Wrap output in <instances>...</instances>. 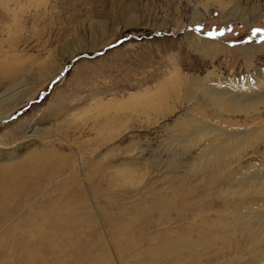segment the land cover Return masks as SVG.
<instances>
[{
    "label": "rangeland",
    "instance_id": "obj_1",
    "mask_svg": "<svg viewBox=\"0 0 264 264\" xmlns=\"http://www.w3.org/2000/svg\"><path fill=\"white\" fill-rule=\"evenodd\" d=\"M220 1L0 0V87L21 81L16 109L0 121V138L12 126L23 130L29 120L34 122L31 126L62 128L63 137L82 156L85 172L93 158L108 152L97 174L85 173L88 183L100 176L110 184L93 194L83 210H89L88 215L97 211L100 215L95 213L93 220L104 226L102 212L112 209L106 196L118 206L122 193L127 198L143 188L141 195L146 198L154 190L151 195L171 193L166 183L177 181L175 174L168 165L155 168L151 162L176 153L183 164L185 151L168 150L163 139L185 132L190 115L227 128L205 114L201 107L205 100H200L197 110L194 99L184 100L186 84L204 81L208 75L216 78L212 85L223 86L227 79L235 87L246 70L255 67L264 73V43L258 42L259 34L251 35L254 28L264 29V0ZM254 6L263 16L251 22L252 17L245 16L253 13ZM234 7L242 10V17L232 12ZM198 25L203 31H194ZM213 29L224 30L225 35L209 38L206 33ZM236 48L254 49L246 60L250 67ZM51 113H59V121L53 123ZM233 119L243 121L240 115ZM11 147L0 145V159ZM56 148L68 157L73 154L62 144ZM92 150L97 155L89 157ZM248 161L256 170L264 168L256 154ZM170 163L178 164L179 176L184 164ZM63 172L65 189L76 193L78 188L68 181L80 174L75 176L71 169ZM239 245L244 247L241 241ZM239 254L247 256L245 251ZM259 258L256 262L264 264ZM206 263L217 264L215 259L200 264Z\"/></svg>",
    "mask_w": 264,
    "mask_h": 264
},
{
    "label": "bare ground",
    "instance_id": "obj_2",
    "mask_svg": "<svg viewBox=\"0 0 264 264\" xmlns=\"http://www.w3.org/2000/svg\"><path fill=\"white\" fill-rule=\"evenodd\" d=\"M256 9L245 16L252 17L251 22L263 16ZM232 12L239 17L244 14L237 7ZM234 50L250 67L246 60L254 49ZM207 76L186 84L184 100L194 99L196 110L200 100H205L201 106L205 114L227 128L187 116L185 132L163 139L168 150L185 151L184 165L176 153L151 162L155 168L164 163L175 174L178 180L166 183L171 193L151 195L154 190L148 198L141 195L145 188L132 198L122 193L118 206L106 196L112 209L102 212L105 226L93 220L97 211L88 215L89 210H83L93 194L110 185L100 176L88 183L85 176L97 174L108 152L93 158L85 172L82 156L63 137L62 128L31 126L34 122L29 120L23 130L12 126L1 135L0 145L13 147L0 159V264H200L210 259L217 264H261L264 168L256 170L248 159L256 154L264 165V73L255 67L246 70L235 87L227 79L223 86L212 85L216 78ZM20 83L0 87V121L16 109ZM237 115L242 116V123L231 121ZM59 119V113L52 114L53 123ZM61 144L69 147L71 157L56 148ZM21 149L24 154H18ZM94 152L87 154L96 156ZM173 160L183 165L179 176L175 173L178 164L170 166ZM70 169L75 176L80 174L68 181L70 187L78 188L76 193L66 190L65 179L61 180L63 171ZM244 251L247 256L239 254ZM218 256H225L224 261Z\"/></svg>",
    "mask_w": 264,
    "mask_h": 264
},
{
    "label": "snow or ice",
    "instance_id": "obj_3",
    "mask_svg": "<svg viewBox=\"0 0 264 264\" xmlns=\"http://www.w3.org/2000/svg\"><path fill=\"white\" fill-rule=\"evenodd\" d=\"M194 31H197V32L203 31L202 26H199V25H198V26L194 29ZM226 31L231 32L232 29H231L230 27H228V28L226 29ZM258 34H259V36H260V39H259L258 42H260V43H264V29H262V28H254V29H252V33H251V35H252L253 37L257 36ZM206 35H207L209 38H215L216 36H224V35H225V31H224V30L213 29L212 31L207 32ZM126 39H128V38L126 37Z\"/></svg>",
    "mask_w": 264,
    "mask_h": 264
}]
</instances>
